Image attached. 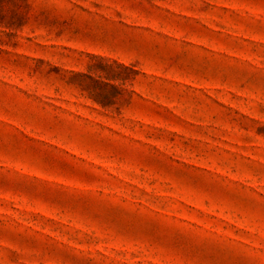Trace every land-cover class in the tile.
Returning a JSON list of instances; mask_svg holds the SVG:
<instances>
[{
	"label": "rangeland",
	"instance_id": "1",
	"mask_svg": "<svg viewBox=\"0 0 264 264\" xmlns=\"http://www.w3.org/2000/svg\"><path fill=\"white\" fill-rule=\"evenodd\" d=\"M0 264H264V0H0Z\"/></svg>",
	"mask_w": 264,
	"mask_h": 264
}]
</instances>
